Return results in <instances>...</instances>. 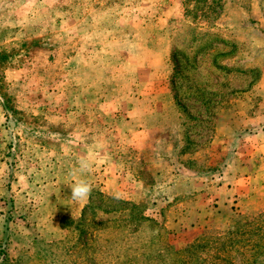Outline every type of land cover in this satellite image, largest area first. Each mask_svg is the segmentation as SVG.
I'll list each match as a JSON object with an SVG mask.
<instances>
[{"label": "rangeland", "instance_id": "rangeland-1", "mask_svg": "<svg viewBox=\"0 0 264 264\" xmlns=\"http://www.w3.org/2000/svg\"><path fill=\"white\" fill-rule=\"evenodd\" d=\"M253 62H264V0H0V264H264V209L193 235L165 202L179 163L217 173L207 145L259 77ZM127 92L125 105L177 111L176 127L150 119L132 199L99 180L114 157L137 162L108 131ZM95 108L106 113L84 114ZM84 176L92 192L71 210Z\"/></svg>", "mask_w": 264, "mask_h": 264}, {"label": "crops", "instance_id": "crops-1", "mask_svg": "<svg viewBox=\"0 0 264 264\" xmlns=\"http://www.w3.org/2000/svg\"><path fill=\"white\" fill-rule=\"evenodd\" d=\"M257 66L260 67L259 77L224 110L221 119L219 117L217 120L215 134L207 145V151L221 155L217 173L213 170L198 173L181 163L174 168L175 180L172 191L175 192V196L169 197L165 202L168 203L171 213L176 210L179 215L175 217V224L183 221V227L187 228L188 234L196 235L208 228L225 226L234 211L254 212L264 209V62L251 64V67ZM139 96L144 98L143 94ZM122 98L126 101L109 108L108 113L112 115L113 120V124L109 126L111 129H108L110 139L113 138L114 142H123L140 152L133 167L124 166L118 157H114L110 166L102 167L103 171L99 174L102 176L99 180L107 184L105 187L110 194L132 199L143 194L146 185L143 152L145 147L151 145L148 139L150 119L155 116L162 119L169 116L171 125L173 123L176 127L177 111L172 106L154 109L125 105L129 98H133L130 92ZM103 110L95 108L90 112L86 109L83 111L84 114L101 115L106 113L102 112ZM83 124L85 125V121ZM166 127L165 125L161 126V129L158 127L160 131L158 135H165L172 130V127ZM103 138L107 140L106 137ZM94 139V143H89L90 145L102 144ZM71 141L65 139L67 145L71 144ZM85 142L84 138L73 143L81 146L85 145ZM77 168L81 170L80 167ZM107 172L109 174H106ZM103 175L106 179H103ZM85 176V179H82L84 181ZM215 179L221 181V184L217 183V187L214 185ZM67 193L70 194L71 190ZM80 203L72 206L71 210L80 208L84 201Z\"/></svg>", "mask_w": 264, "mask_h": 264}, {"label": "clouds", "instance_id": "clouds-1", "mask_svg": "<svg viewBox=\"0 0 264 264\" xmlns=\"http://www.w3.org/2000/svg\"><path fill=\"white\" fill-rule=\"evenodd\" d=\"M91 167L90 159H82L80 161V169L86 171ZM92 192V186L84 180L79 181L74 186H71V198L74 201L87 200Z\"/></svg>", "mask_w": 264, "mask_h": 264}]
</instances>
